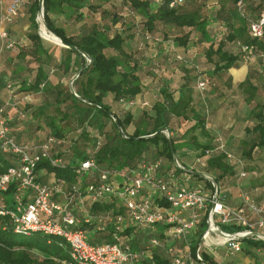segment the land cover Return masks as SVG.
<instances>
[{
	"label": "trees",
	"instance_id": "trees-1",
	"mask_svg": "<svg viewBox=\"0 0 264 264\" xmlns=\"http://www.w3.org/2000/svg\"><path fill=\"white\" fill-rule=\"evenodd\" d=\"M95 1L99 0H44V18L48 29L65 44L76 46L92 59L89 66L74 81L76 93L79 96L77 97L69 89L64 88L61 78L62 75L68 77L77 73L87 60L82 53L64 47L65 54L55 63L59 70V76L50 78L46 68L50 62H47L46 59L51 58L44 45L43 38L38 32L39 0H34L30 8L31 31L27 34L31 46L27 49H20L17 61L21 66H17L18 62L13 65V59H11L0 70V91L5 92L10 97L5 102H0V106L12 107L13 105L8 104L15 103L11 101L12 96L21 92H43L48 100L33 109L32 107H21L16 104L18 105L17 110H21L17 112L16 116L18 117L13 119L11 117L9 120L12 136L18 142H26L28 138H34L41 129L43 122L51 130L50 135L64 139L66 133L61 125V120L76 117L79 125L83 127L81 136L88 139L90 146L80 148L74 144L73 152L68 156L65 168H57L51 166L48 162H41L39 169H47L58 178H65L69 183H78L84 187L87 180L80 181V176L76 175L75 168L81 160L89 156H93L103 167L118 170H124L135 165L141 157L167 159L170 163L168 167L172 166L174 154L168 135L162 132L149 137V135L159 130L170 128L171 142L177 157L180 155V149L191 146L194 148L196 157L205 156L206 151H210L205 158L206 165L199 169L179 162L184 167L212 175L219 185L220 192L222 190V179L226 175L235 174L237 171L235 166L228 163L226 154L217 149L216 143L211 142L212 137L209 136L206 130L205 119L193 110V89L189 83H185L181 87L179 98L176 101L173 100L171 105L158 102L153 107L152 114L144 112L138 118L136 128L131 133L127 131V128L133 121V114L130 111L122 115L113 112L111 105L105 102V98L113 94L114 102L125 98L133 99L142 91L141 76L144 71V63L142 64L141 61L144 59L149 60L146 56L141 55L140 51H144L150 41H146L141 50L137 47L133 49L130 42L134 39L137 40L138 33L140 38L143 39L142 35L144 33L153 35L152 32L160 31L164 34L163 40L173 36L174 41L180 46H186L190 41L203 45L204 57L208 62L214 64L212 75L241 64L245 53L238 43L250 47L251 54L256 56L263 64L264 60L260 57V54H264V37L253 38L251 36L248 25L249 20L240 15L236 7L237 0H211L221 4L215 16L219 26L215 31L211 27L214 18H211L210 15L209 4H212V2L209 3L210 0H182L175 7H170L172 0H162L156 8L151 6V0H119L118 5L114 4L118 7H115L116 10L102 8L104 3L109 0H101L99 4L97 2L96 4ZM125 7H129L134 15H126L124 12ZM84 8L91 11H98L102 8L101 12L106 21L101 24L99 22L93 24L83 33H70L64 26L57 24L51 16V14H64L68 18L74 17L79 20L84 17L82 12ZM245 10L248 18L257 19L260 13L264 11V0H245ZM136 15H139L140 18L138 19ZM116 24H120V26L115 28ZM138 28H140V31ZM17 47L26 48L24 44L16 41V45L12 49L0 53V66L3 57ZM108 51H112V53H108ZM29 55L33 56L37 66L28 75H25L24 71L31 69L28 63L32 60H27ZM147 61L146 64H148ZM256 73L257 70L250 69L246 80L239 83V86L249 93V102L256 96L258 90V86L253 80L257 77ZM9 84L12 85V88H8ZM161 92L165 96H171L172 92L168 88V81L165 82ZM68 102L71 103L70 108L74 110L73 112L66 110L62 119L46 114L48 108L52 106L59 108ZM190 112L193 113V118L196 120L195 125L185 134L178 135L175 138L172 120L179 117L186 118ZM21 113L25 116L21 117ZM253 113L258 118V122L249 130L251 137L243 143L241 151L243 160H252L255 152L264 147V112L262 106H256ZM31 116L33 120L30 119ZM19 121H22L19 124L21 127H17L16 122ZM117 123L120 124L123 133L119 130ZM88 128H93L96 132L92 134ZM196 130H199L208 141H201L197 139V136L192 135ZM98 135L102 137L103 142L99 147H97ZM190 135L192 136L189 137ZM15 163L16 160L12 155L0 153V173L15 165ZM177 171L179 174L184 172L181 169H177ZM194 178L200 181V187L213 191L211 181L192 174V179ZM79 182H82V184ZM245 193L251 196L248 192ZM12 194L13 189L11 188L8 192L9 199H11ZM220 196L222 198L223 194L220 193ZM112 209H114L112 203L107 204L103 201L94 203L88 212L94 220L90 223L83 221L79 227L86 229L92 243L116 242L118 241L116 236H118L119 241H129L133 248L144 249L149 239V234L144 231L134 227H126L117 233V226L110 222H104L99 226L100 223L97 221V217L105 215L106 212ZM118 212L117 210L115 213ZM224 227L230 232L240 229L236 226ZM205 228L206 224L202 222L200 230L195 232L191 238L193 250L198 246L201 232ZM15 234L8 219L0 216V264H61L60 260L69 256L66 248L59 245L57 238H52L48 242L49 238L43 234H33L30 239H19ZM241 244L242 251L239 253V260L235 259L227 264H244L243 259L246 258H252L256 262H264L257 254L258 251L264 250V240L246 237L242 239ZM210 250L211 248L202 250L203 260H197V264H202V262L216 264L214 255L210 253ZM153 261L155 264H171L172 262L165 252L159 251L157 248L154 250ZM150 263H152L151 259H141L138 264Z\"/></svg>",
	"mask_w": 264,
	"mask_h": 264
},
{
	"label": "built area",
	"instance_id": "built-area-1",
	"mask_svg": "<svg viewBox=\"0 0 264 264\" xmlns=\"http://www.w3.org/2000/svg\"><path fill=\"white\" fill-rule=\"evenodd\" d=\"M181 1L172 0L170 7L177 6ZM22 5L21 0L13 1L1 16L0 53L16 45L5 25L19 15ZM236 7L240 15L249 20L251 36L264 37V11L257 19H250L245 10V0H237ZM124 12L134 15L129 7H125ZM142 37L139 49L144 47L145 40L163 43L170 57L174 56L170 60L183 59L172 39L163 40V36L145 33ZM238 44L242 46L245 59L253 56L250 47ZM260 57L264 60V54H260ZM206 84L207 80L199 81L198 88L203 90ZM8 88H12V85L9 84ZM120 102L129 105L137 103L127 98ZM141 103L142 106L148 105L147 102ZM24 116L21 113V117ZM9 120L6 108L0 106V153L12 155L16 160L15 165L0 173V216L8 219L15 233L43 234L49 238L48 242L57 238L59 245L66 248L69 255L66 259H59L61 264H138L141 259H151L150 264H155L153 255L156 248L170 257L171 264H197V260H203L201 253L205 248L226 247L227 254L234 255L242 251V239L253 237L264 240V236L252 234L253 231L264 234V203L256 202L245 192L242 194V205L238 208L224 202L220 192L214 201V190L211 192L199 185H185L183 179L191 182L192 174L186 171L179 174L177 169L181 168L175 162L166 167L162 158L141 157L135 165L118 170L103 167L93 156H89L75 168L77 176H88L84 187L56 176L51 183L43 182L39 176L41 162H48L57 168L66 167L67 158L59 150L63 139L47 134L41 140L18 142L11 134ZM102 144V137L99 136L97 147ZM216 144L227 159L234 158L227 152L221 138H217ZM206 153L196 160L201 167L206 165L205 158L210 151ZM179 165L183 166L180 162ZM11 188L13 194L9 199ZM106 200L112 204L116 202L118 208L97 217L99 226L110 222L117 226V233L126 227L144 231L149 234L144 249H135L129 241H119L118 236L116 242L92 243L86 229L79 227L83 221L90 223L94 219L88 212L78 216L76 208L81 211L87 201L94 204ZM117 210L119 212L115 213ZM202 222L206 228L202 230L200 242L193 250L191 238L200 230ZM224 226L240 229L230 232ZM248 264L264 262L252 261Z\"/></svg>",
	"mask_w": 264,
	"mask_h": 264
},
{
	"label": "crops",
	"instance_id": "crops-1",
	"mask_svg": "<svg viewBox=\"0 0 264 264\" xmlns=\"http://www.w3.org/2000/svg\"><path fill=\"white\" fill-rule=\"evenodd\" d=\"M13 1L15 0H0V20L1 16L6 12L7 7ZM21 1L23 2V5L21 7L19 15L11 23L6 24L5 27L8 29L10 37L16 41H22L21 43L24 44L27 49L30 45L27 36V34L31 31L30 8L34 0ZM117 1L118 2H116V0L106 1L102 7L103 9H109V6L107 5L108 2L111 4V9H113V5L119 3V0ZM160 3L161 1L159 0H151V6L153 8H156ZM220 5L221 4L219 2H212L210 6V15L211 18H214V21H212L211 23L213 31L219 28L218 23L215 20V16L217 10L220 8ZM87 11H89V9L87 8H84L82 10L84 17L79 20L74 19V17L68 18L64 14H51V16L57 24L64 26L67 31L71 33L70 29L68 28L67 22H70L71 19L82 21L87 15ZM137 18H140L139 15L137 16ZM58 19H65V21L64 23H59ZM119 26L120 24H116L115 28H118ZM138 30L140 31V28H138ZM152 34L156 36H164V34H162L160 31H154L152 32ZM139 35L140 34L138 33L137 40L141 41L142 39ZM169 39H172L174 41L173 36H169L166 40ZM174 43L176 45V51L179 52V54H181L183 57L182 60H170V58H173L174 56L170 57V54L166 50L163 43L156 44L155 42L150 41V44L143 51L144 56H146L149 61H147L146 59L141 61L142 64L144 63V70L146 69V67H148L147 72L145 73L146 77L143 78L141 76L142 91L133 98V100H135L137 103L135 105H129L122 104L120 101H115L111 105L112 111L117 112L119 115H122L128 111L133 114V121L127 128V131L131 133L136 128V122L138 118L144 112L152 114L153 107L158 102H163L166 105H171L173 100L176 101L179 98L181 94V87L185 83H189L193 89L192 108L195 112H197L201 117L205 119L206 130L209 136L212 137L211 142L216 143L217 138H221L225 144L227 152L234 156L232 160L228 159V163L235 166L237 172L233 175H226L222 179V190H220V193L223 194L222 200L230 206L237 208L243 202L242 194L244 192H248L251 197L256 200V202L264 203V147L260 150L258 149L257 152H255L252 160H243L241 156L244 141L248 140L251 137V133L249 132V130L252 129L258 122V118L253 115V110H255L256 106L261 105L264 112V63L261 64L262 62L260 63L256 56H251L248 59L244 58L239 66H235L227 71L212 75L211 72L214 69V64L208 62L204 57L203 45L195 44L192 41H190L186 46H180L175 41ZM46 49L48 50L47 47ZM64 51L65 50L63 49L61 56L57 58L55 56H51L50 51L48 50L51 59H46L47 62H50L49 65L46 66V68L48 69L50 78L59 76V70L56 67L55 63H57V60L60 59L63 54H65ZM19 52L20 49L17 51L16 49H14L8 52L2 59L0 70L5 65H7V63H9L11 59H13V65L18 62L17 66H21L19 64V61H17V55ZM198 60H203L204 64L201 65V67H199L200 65L197 63ZM146 61L148 62V64H146ZM159 61L161 63H158ZM22 63L25 64L24 62ZM26 68L27 65L25 67V70ZM34 68L36 67H33L31 65V69L25 75H28L32 69L34 70ZM250 69L254 71L257 70V77L253 80L254 83L258 86V90L256 96L249 102V93L247 92V90L240 87L239 83L246 80L247 76L249 75ZM65 78L66 77L62 75L61 81L64 82ZM174 80H177L178 82H174ZM202 80H207V84L205 86V89L203 90L198 88V82ZM167 81L168 88L172 92L170 97L165 96L161 92L162 87ZM8 97L9 96L5 92L3 93L0 91L1 103L5 102ZM111 98L113 100V94L108 95L105 98V102L107 103ZM11 99L12 102H17L16 104L19 105L22 104L21 99L30 101L26 92L14 94ZM141 102H147L148 105L142 106ZM12 107L9 106L6 108L8 115L10 116V118L12 117L11 119L18 117L16 116L17 112H20L21 110L20 109L14 111ZM135 109H138V111L136 112ZM32 118L33 117L31 116L30 119L33 120ZM21 122L22 121L16 122L18 125L17 127H21L19 125L21 124ZM195 123L196 120L193 118V113L191 112L188 113V116L186 118H174L172 120L174 137L177 138L178 135L180 136L181 134H185L193 125H195ZM50 132L51 130L49 129L47 124L42 122V127L39 132H37L34 138H28L26 142L41 140L47 134H50ZM192 135L197 136V139L201 141H208V139L205 138L199 130L194 131ZM192 135H190L189 137H191ZM187 137L188 135L186 136V140ZM180 152H182V154ZM179 154L180 156L182 155L181 158L183 160V163H185L189 167H195L197 169L201 168L200 165L196 163L198 157H196L194 148L192 146L180 149ZM189 155L193 156V161L187 160V158H185ZM163 160L164 165L168 167L169 161L167 159ZM252 164H255V169H249V166ZM243 173L245 175H242ZM39 176L40 179L46 183H51L55 180V174L48 171L47 169H40ZM87 177V175H84L79 179L80 181H86ZM185 180L186 178L183 179V183L185 185H201L200 181L195 178L191 179V182ZM58 199L62 200L61 197H59ZM113 201L116 200L113 199ZM106 203L111 204L107 200ZM92 205L93 204L90 201H87L86 204L81 207V211L76 208L75 212L78 216H84L87 214L86 212L90 211V207ZM113 208H118L116 202H113ZM218 248L219 249H216V252H214L213 249L210 250V253L214 255V261L216 262V264H227L232 260H239V253L229 255L227 254L226 247ZM243 261L248 264L249 262H252L253 259L247 258L243 259Z\"/></svg>",
	"mask_w": 264,
	"mask_h": 264
},
{
	"label": "rangeland",
	"instance_id": "rangeland-1",
	"mask_svg": "<svg viewBox=\"0 0 264 264\" xmlns=\"http://www.w3.org/2000/svg\"><path fill=\"white\" fill-rule=\"evenodd\" d=\"M100 1L101 0L95 1V3L97 2L99 4ZM116 2H118V1L116 0ZM210 2H212V1L210 0L209 3ZM107 5L109 6L108 10H113V9L118 8L116 5L115 6L113 5V9H111V7H110L111 4L108 3V2H107ZM209 6H211V3L209 4ZM102 8L98 9V11H91V10L87 11V13H86L87 15L85 16V18L82 21H76V20H72V19H71L70 22L68 21L67 25H68V28L70 29L71 33H83L85 31H87L90 28V26H92L93 24H96L98 22L99 23L105 22L106 18L104 16L102 17L103 14H101ZM210 11H211V9H210ZM37 20L39 21V30H38V32H39L40 36L43 38L45 46L50 51V55L59 58L61 56L62 50L64 49V46L61 45V43L59 44L55 40L53 41L51 39H49V40L48 39H44L45 37H44V34L42 32V27L43 26L45 27L44 21H43L44 18L42 17L41 14H39L38 17H37ZM58 21H59V23H64L65 19H60V20L58 19ZM45 29L49 33L53 34V32H51L48 28L45 27ZM17 41L19 43L22 42L20 40H17ZM130 45L133 47V49H136V47L138 48V40L137 41L136 40L131 41ZM30 46H31V43H30L28 48H30ZM19 49H26V48L25 47H22V48H18L17 47L16 51L19 50ZM140 52H141L140 53L141 55H144L143 51H140ZM108 53H112V51H108ZM201 54H203V53H201ZM28 57L29 58L27 60H32V61L29 62L30 63L28 65L29 68H31V65L33 67H36L37 63H35V61L33 60V56L29 55ZM156 61H157V59H156ZM201 61H199V60L197 61V63L200 65L199 67H201V65L204 64L203 60H201ZM158 63H161V62L159 61ZM147 68L148 67H146V69L143 71V74H142L143 78L146 77L145 73L147 72ZM26 73H28V71H24V74H26ZM75 74L76 73H74V74H72V75H70V76L65 78V80L63 82V86H64L65 89H69L71 91V81H72V78L75 76ZM174 82H178V81L174 80ZM74 88L76 90L75 86H74ZM26 94H28V99L30 101H26V99H21L22 100V104L20 106H25L27 108L28 107H32V109H33L34 107H37V105H41L42 102L48 100L47 99L48 97L46 95H44L43 92H26ZM16 103H13L12 109H14V111H16L17 108H18V105H16ZM113 103H114V101L112 100V98L110 100H108V102H107V104H109V105H112ZM70 107H71V103L70 102L62 105L59 108H57L56 106H52V107H50V108H48L46 110V114H51L52 116H56L58 119H62L63 114H64V112H66V110H68L69 112H73L74 109L70 108ZM135 111L137 112L138 109H135ZM61 125L65 129L66 136L64 137V139H63L64 143L62 144V146L60 145L59 150L61 151V153L63 155H65L66 158H68V156H70L72 154L73 145L74 144H76L80 148H85L86 146L87 147L90 146L88 139L83 138L81 136V133L83 131V127L79 125V121H78V119L76 117H69L68 119L61 120ZM88 129H89V131L92 134H94L96 132V130H94L93 128H88ZM180 153L182 154V152H180ZM181 156L179 155L178 159H179L180 162L183 163V160H182ZM185 158H187V160H190V161L194 160L193 156H191V155L186 156ZM168 164H170V163H168ZM249 167L253 168V169L256 168V166L254 164L250 165ZM33 234L35 235L37 233H33ZM33 234H31V235H33ZM31 235H24V234H20V233L19 234H17V233L15 234V236L17 238H19V239H22V238L30 239ZM64 246L66 247L67 244H64ZM211 249H213L214 252H216V249H219V248L215 247V246H212ZM257 254H258V257L262 258L263 261H264V250L262 249V250L258 251ZM244 264H247V263L244 262Z\"/></svg>",
	"mask_w": 264,
	"mask_h": 264
},
{
	"label": "water",
	"instance_id": "water-1",
	"mask_svg": "<svg viewBox=\"0 0 264 264\" xmlns=\"http://www.w3.org/2000/svg\"><path fill=\"white\" fill-rule=\"evenodd\" d=\"M38 3H39V4H38V6H39V14H41L42 17L44 18V0H39ZM43 21H44V25H45V27L48 28L47 23H46V21H45V18H44ZM53 34H54V33H53ZM54 35H55V34H54ZM55 36L60 40L59 43H61V45H63L64 47H67V48H70V49H73V50H76V51L82 53V55H83V56L86 58V60H87V62L85 63V65H84V66H83V67H82V68H81V69L75 74V76L72 78V81H71V92H72L75 96L79 97L78 94L76 93L75 88H74V81L80 76V74L85 70V68H87V67L89 66V64L91 63L92 59H91V57H90L88 54L82 52V51H81L79 48H77L76 46H74V45H67V44H65V43H64V42H63V41H62L57 35H55ZM111 115H112V114H111ZM117 125H118L119 130L123 133V129L121 128L120 124L117 123ZM162 132H163V133L167 132V135H168V137L170 138V146H171V149H172L173 154H174V162H175V164H176L178 167H180L181 170H183V171H186V172H188V173H190V174H193V175H198V176H200V177H203V178H205V179L211 181V183L213 184V190H214V197H213V200L216 201V200L218 199V195H219V185H218L217 181H216L212 176H210V175H208V174H205V173H203V172L197 171V170H195V169L187 168V167H184V166H180V165H179L178 157H177V156L175 155V153H174L173 144H172V142H171V130H170V128H164V129H162V130H159V131L155 132L154 134L149 135V137H152V136L157 135V134L162 133ZM213 205H214V204H212V207H213ZM252 234H254V235H262V236H264L263 233L258 232V231H253ZM235 236H236V235H234V237H235Z\"/></svg>",
	"mask_w": 264,
	"mask_h": 264
},
{
	"label": "bare ground",
	"instance_id": "bare-ground-1",
	"mask_svg": "<svg viewBox=\"0 0 264 264\" xmlns=\"http://www.w3.org/2000/svg\"><path fill=\"white\" fill-rule=\"evenodd\" d=\"M42 32H43V34H44V39H51V40H55L56 42H58L59 43V39L55 36V35H53V34H51V33H49L46 29H45V27L43 26L42 27ZM60 44V43H59Z\"/></svg>",
	"mask_w": 264,
	"mask_h": 264
}]
</instances>
